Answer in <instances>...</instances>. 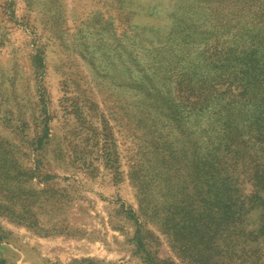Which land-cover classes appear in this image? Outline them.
<instances>
[{
	"label": "rangeland",
	"instance_id": "obj_1",
	"mask_svg": "<svg viewBox=\"0 0 264 264\" xmlns=\"http://www.w3.org/2000/svg\"><path fill=\"white\" fill-rule=\"evenodd\" d=\"M247 7L0 0V264H264Z\"/></svg>",
	"mask_w": 264,
	"mask_h": 264
},
{
	"label": "trees",
	"instance_id": "obj_2",
	"mask_svg": "<svg viewBox=\"0 0 264 264\" xmlns=\"http://www.w3.org/2000/svg\"><path fill=\"white\" fill-rule=\"evenodd\" d=\"M249 1H251L253 3V5L255 6V8H257V9H253L252 11H250V9L247 7L248 14L252 15L251 19L264 21V0H249ZM237 194L239 195V197H241V198L243 197V195H242L243 193L237 192ZM247 198L250 199L252 197H249V195H247V197L244 199V201ZM236 209L241 210V206L236 205V207H228V212H231V214H233L230 216L232 219H234L235 217L240 218V214L236 211ZM222 219H225V218H222ZM248 234H249V232L247 234L244 232H240L238 239L241 236H248ZM0 241H1V238H0Z\"/></svg>",
	"mask_w": 264,
	"mask_h": 264
}]
</instances>
